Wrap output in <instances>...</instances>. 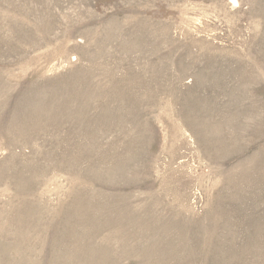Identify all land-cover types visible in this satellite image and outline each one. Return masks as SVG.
<instances>
[{
  "label": "rangeland",
  "instance_id": "obj_1",
  "mask_svg": "<svg viewBox=\"0 0 264 264\" xmlns=\"http://www.w3.org/2000/svg\"><path fill=\"white\" fill-rule=\"evenodd\" d=\"M0 264H264V0H0Z\"/></svg>",
  "mask_w": 264,
  "mask_h": 264
}]
</instances>
